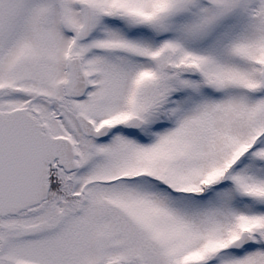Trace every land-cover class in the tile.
I'll return each instance as SVG.
<instances>
[{"label": "snow or ice", "instance_id": "6c2138e0", "mask_svg": "<svg viewBox=\"0 0 264 264\" xmlns=\"http://www.w3.org/2000/svg\"><path fill=\"white\" fill-rule=\"evenodd\" d=\"M0 264H264V0H0Z\"/></svg>", "mask_w": 264, "mask_h": 264}]
</instances>
